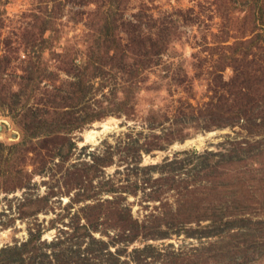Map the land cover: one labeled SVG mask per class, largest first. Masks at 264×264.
Returning a JSON list of instances; mask_svg holds the SVG:
<instances>
[{"label":"rangeland","instance_id":"rangeland-1","mask_svg":"<svg viewBox=\"0 0 264 264\" xmlns=\"http://www.w3.org/2000/svg\"><path fill=\"white\" fill-rule=\"evenodd\" d=\"M9 246L0 262L264 264V0H0Z\"/></svg>","mask_w":264,"mask_h":264},{"label":"bare ground","instance_id":"bare-ground-1","mask_svg":"<svg viewBox=\"0 0 264 264\" xmlns=\"http://www.w3.org/2000/svg\"><path fill=\"white\" fill-rule=\"evenodd\" d=\"M106 127H107V126H106V122H104V123L102 124V128H103V130H104ZM93 134H95V132L92 131V130L85 131V132H84V137H85L86 140L89 141V140L92 139ZM96 134H97V133H96ZM95 136H96V135H95Z\"/></svg>","mask_w":264,"mask_h":264},{"label":"trees","instance_id":"trees-1","mask_svg":"<svg viewBox=\"0 0 264 264\" xmlns=\"http://www.w3.org/2000/svg\"><path fill=\"white\" fill-rule=\"evenodd\" d=\"M9 248H12V247L9 246L8 248L7 247H4V248L0 249V255H1V253H2L3 250L9 249ZM8 262H9L8 260L7 261L6 260H3V261L0 262V264H9Z\"/></svg>","mask_w":264,"mask_h":264}]
</instances>
